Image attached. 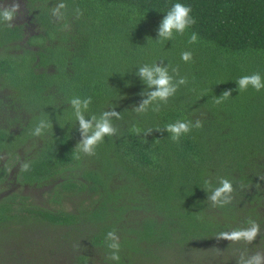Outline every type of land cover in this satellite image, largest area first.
Instances as JSON below:
<instances>
[{
	"label": "trees",
	"instance_id": "16d2710c",
	"mask_svg": "<svg viewBox=\"0 0 264 264\" xmlns=\"http://www.w3.org/2000/svg\"><path fill=\"white\" fill-rule=\"evenodd\" d=\"M0 2L29 15L10 27L0 18V189L11 188L0 196V264H168L203 250L213 264H247L264 254V88L237 83L255 73L264 83V0ZM176 3L190 22L161 37ZM144 66L166 70L167 101L151 99ZM73 99L89 135L103 113L119 114L92 154L78 147ZM178 121L190 131L173 140L166 127ZM221 179L228 203L209 199ZM52 183L48 207L21 191ZM73 199L72 211L63 202ZM250 221L252 242L218 239Z\"/></svg>",
	"mask_w": 264,
	"mask_h": 264
},
{
	"label": "clouds",
	"instance_id": "9594fccd",
	"mask_svg": "<svg viewBox=\"0 0 264 264\" xmlns=\"http://www.w3.org/2000/svg\"><path fill=\"white\" fill-rule=\"evenodd\" d=\"M19 7V3H13L9 8H4L0 10V18H2L3 22H8L9 27L11 26V22L15 18ZM59 7L63 8L65 7V5L61 4ZM58 11L59 9H54L53 14H57ZM190 11L191 8L189 6H185L180 3L174 4L166 14L165 19L161 24L160 36L170 38L173 30L182 33L186 25L190 22L188 20V14ZM181 58L187 61L190 58V54L182 53ZM138 74L143 79H145L149 85L154 86L156 88V91L150 94L151 99L153 100L159 99L162 101H167V98L172 95V93L175 91V89L171 86L170 77L167 75L166 70H163L159 67L149 69L147 66H144L140 68ZM237 83L241 91L245 90L249 85H251L257 91L264 88V83H261V77L259 73H255L251 76L241 77L237 81ZM229 96L230 92H224L219 99H216V103H220L221 99H226ZM71 103L76 110L75 114L77 120L79 121L80 130L84 134L82 145L78 147L82 148L85 153L92 154L95 147L98 145V143L103 141V138L105 136H111L114 133L115 129L110 122V117L116 116L117 118H119V114L115 113L114 111L103 113L100 120L95 124L94 131H92L89 135V130L93 128V124L86 120L84 115L81 113V101L79 99H73ZM89 103L90 99L85 100L83 102V107L87 108ZM148 103L149 101L146 100L139 109H136V111L144 112ZM47 126L50 127L49 124ZM200 126L201 123L198 121L196 127L199 128ZM42 127H44L43 124H41L40 127H37L33 135H40ZM166 130L173 134V140H177L182 134H186L190 131V125L187 122L178 121L175 124H169L166 127ZM28 169L29 165L24 164L22 166L23 171H27ZM232 191L233 188L231 182L227 179H221L220 186L215 188V190L210 195L209 199L213 202H218L222 200L223 203H228L230 202V194L232 193ZM249 223L251 224L250 228L234 230L232 232H222L219 234L218 239H225L234 242H238L241 240L249 243L252 242L259 232V226L252 221H250ZM108 236L112 237L113 233L109 232ZM110 247L118 249L119 245L112 244L110 245ZM112 259L119 260L120 257L114 254L112 256ZM262 259L264 258H262L260 254H256L247 262V264H261Z\"/></svg>",
	"mask_w": 264,
	"mask_h": 264
},
{
	"label": "rangeland",
	"instance_id": "374dc122",
	"mask_svg": "<svg viewBox=\"0 0 264 264\" xmlns=\"http://www.w3.org/2000/svg\"><path fill=\"white\" fill-rule=\"evenodd\" d=\"M9 3H11V5H12L15 2H9ZM0 5L6 6L8 4H6V2H2V3H0ZM17 13L18 14H17L16 18L14 19V21L17 24H23V23L28 21L29 15H27L26 11H24V9L22 8L21 5H20ZM0 161L2 164H5L7 162V156L1 155ZM10 185H12V184H10ZM54 185H55V183H52L50 185H43V186L38 187V188L37 187H30V188L22 189L21 191H22V193L32 194L33 195L32 198H33L34 202L36 204H39V206L48 207L49 203L51 202V197L48 196L47 193L52 190V187H54ZM12 186H14V185H12ZM9 189H11V188L9 187V185L7 183L5 187L0 189V196L2 194H4L5 192H7ZM15 189L18 190L17 188H15ZM63 205L65 208L70 207L73 211L74 208L76 207V199H73L71 201H64ZM260 255L262 258H264L263 253H261ZM213 262H214L213 255L211 256V254H209V252H207L206 250H203L200 252V254L199 253H197V254H193V253L185 254L182 256L181 260L177 263L174 262V259H170L168 264H211V263L213 264ZM261 264H264V259H262Z\"/></svg>",
	"mask_w": 264,
	"mask_h": 264
},
{
	"label": "flooded vegetation",
	"instance_id": "af4514ba",
	"mask_svg": "<svg viewBox=\"0 0 264 264\" xmlns=\"http://www.w3.org/2000/svg\"><path fill=\"white\" fill-rule=\"evenodd\" d=\"M0 3H2V2H0ZM7 95V93H5V92H3V91H0V102H2V103H5V96ZM0 124H2V123H0ZM13 185V184H12ZM16 187V186H15ZM17 187H19L18 185H17ZM25 188H27V186L25 187Z\"/></svg>",
	"mask_w": 264,
	"mask_h": 264
}]
</instances>
